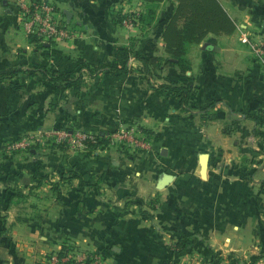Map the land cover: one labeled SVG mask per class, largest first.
Here are the masks:
<instances>
[{
    "label": "crops",
    "instance_id": "1",
    "mask_svg": "<svg viewBox=\"0 0 264 264\" xmlns=\"http://www.w3.org/2000/svg\"><path fill=\"white\" fill-rule=\"evenodd\" d=\"M10 1L0 0L1 28L15 22ZM219 1L235 31L188 45L187 71L166 64L150 78L189 82V109L138 72L76 71L77 59L99 65L125 48L164 57L174 0H49L70 38L34 44L18 29L0 51V74L21 71L0 82V264H51L69 247L94 251L102 264H264V150L250 152L255 128L264 130L251 119L264 120V66L238 42L247 29L264 32V0ZM148 9L149 21L130 26L111 17ZM127 65L140 62L130 56ZM46 72L73 76L51 83ZM53 128L114 139L88 148L42 139L22 151L5 146ZM120 131H136L143 147L114 144ZM180 233L189 245L176 251Z\"/></svg>",
    "mask_w": 264,
    "mask_h": 264
},
{
    "label": "trees",
    "instance_id": "2",
    "mask_svg": "<svg viewBox=\"0 0 264 264\" xmlns=\"http://www.w3.org/2000/svg\"><path fill=\"white\" fill-rule=\"evenodd\" d=\"M149 2H160L162 0H147ZM176 2L173 12L164 24L161 33V40L163 42L165 56L150 55L142 57L132 54L129 49H121L116 52V57L106 61L103 64L91 65L85 63L82 59H77V72L83 70L88 75H103L109 73H127L138 72L142 74L149 85L157 90L169 92L175 96L183 109L190 108V101L193 94V87L189 82H168L154 85L151 83L150 78H160L159 71L166 64L175 65L181 72L189 69V61L185 55L188 45L198 44L208 34L215 35H230L236 29L234 19H232L219 0H174ZM151 11L148 9L144 14H138L137 19L149 21ZM132 16L131 14L111 13V17L115 23L121 24L123 19ZM30 42L36 41L32 36H28ZM132 56L140 62V67L131 68L127 65L128 59ZM21 72L15 69L11 72L1 73L0 82L6 78L15 76ZM30 72V71H29ZM48 76L51 83L57 81H68L72 78L71 73H44L43 76ZM216 101H212L202 111L213 109ZM255 126L263 123V119L252 116ZM106 133L97 134V142L90 144V147H103L107 144L108 139L104 136ZM105 144V145H103ZM141 215L149 218L150 215L147 211L141 210ZM1 233V231H0ZM189 245L188 238L180 233V238L175 244L176 251H182Z\"/></svg>",
    "mask_w": 264,
    "mask_h": 264
},
{
    "label": "built area",
    "instance_id": "3",
    "mask_svg": "<svg viewBox=\"0 0 264 264\" xmlns=\"http://www.w3.org/2000/svg\"><path fill=\"white\" fill-rule=\"evenodd\" d=\"M16 1V4L22 10L19 23L20 29L25 36L34 37L37 43L43 44L56 40L62 41L70 38L74 34L63 23L61 24L55 6L49 0ZM137 17L138 13H133L131 17L123 19L122 24L129 26L133 21L137 20ZM241 40L249 45L253 53L259 58L262 66H264V35L256 37V35L244 33L241 36ZM135 133L137 132L135 131ZM135 133L120 131L116 136L120 139L127 140L128 137H132ZM104 138L108 139L107 145L111 144L114 139V134H107ZM40 139L45 144L66 145L71 148H88L90 144L97 142V134L82 130L67 131L66 129L53 128L40 132L37 136L34 134L23 135L16 139L10 145V148L25 149L36 141H40ZM141 139V137L140 139H134L130 143L133 142L135 146H141ZM49 261L52 262L51 264H102L99 254L94 251H78L74 247H69L61 255L56 254L50 257Z\"/></svg>",
    "mask_w": 264,
    "mask_h": 264
},
{
    "label": "rangeland",
    "instance_id": "4",
    "mask_svg": "<svg viewBox=\"0 0 264 264\" xmlns=\"http://www.w3.org/2000/svg\"><path fill=\"white\" fill-rule=\"evenodd\" d=\"M16 0H11L9 3V5H10V9H13V10H15V22H8L7 24L9 25V26H5L4 28H1L0 27V51L2 50V51H4V52H6V49H8V45H10V44H12V43H15V42H13V40L15 39V36H21L20 35V33H19V31L22 33V31H21V29H20V26H19V23H20V14H21V12H22V10H21V8H19V6L16 4ZM143 3H147V1L146 0H143ZM145 5H147V4H145ZM2 11V10H1ZM126 14H131V15H133V12L132 13H126ZM131 17V16H130ZM128 18H129V16H128ZM60 22H61V20H59ZM133 23H134V21H133ZM132 23V24H133ZM61 24H62V22H61ZM121 25H123L122 23H121ZM123 26H125V25H123ZM130 26V25H129ZM10 29V30H9ZM18 29H19V31H18ZM239 29H241L240 27H239ZM247 30H250V32L251 33H249V34H251V35H256V37H258V36H261V35H264V32L261 30V28H259V27H257L256 29H247ZM261 30V31H260ZM246 31V30H245ZM257 31V32H256ZM73 32V31H72ZM244 33H246V32H243L242 34H244ZM242 34H240L239 33V35H238V42L240 43V45L241 46H243V48L244 49H246V50H248L250 53H251V55L260 63V60H259V58L255 55V53H253V51H252V49L249 47V45L246 43V42H243L242 40H241V36H242ZM28 39H30L29 37H28ZM36 42V43H35ZM34 44H37V41H34ZM1 53V52H0ZM261 64V63H260ZM262 65V64H261ZM189 66H190V63H189ZM8 78H6V80H7ZM6 82V81H5ZM209 113V111H207L206 112V114H208ZM232 122L230 121V122H228V123H226V124H224V126H223V130H224V132L226 133V134H230V131H231V129H232ZM137 135V136H136ZM21 136H23V135H21ZM21 136H19V137H21ZM18 137V138H19ZM140 139V137L141 136H139V134H133V136L132 137H128V139L127 140H129V141H127V140H124V139H120V138H118L117 139V141H115L114 142V144H118V145H120V146H124L125 144H127L128 143V146H131V147H137V148H141V147H143V146H135L134 144H133V142H131L130 143V141H133L134 139ZM18 138H16V139H18ZM251 139V141L254 143L253 145L255 146V148L254 149H252L250 152H252V151H255V150H257V148H258V150L256 151L257 153H259V152H261V151H263L264 149L262 148V144H264V130H259V129H256L255 128V130H254V132H253V134L251 135V137H250ZM15 139V140H16ZM14 140V141H15ZM14 141H12V142H10V143H8V144H6L5 146H10ZM103 145H105V144H103ZM107 145V144H106ZM14 151H22L23 149H20V148H17V149H14V148H12ZM248 159V158H247ZM249 160V159H248ZM199 161V160H198Z\"/></svg>",
    "mask_w": 264,
    "mask_h": 264
},
{
    "label": "water",
    "instance_id": "5",
    "mask_svg": "<svg viewBox=\"0 0 264 264\" xmlns=\"http://www.w3.org/2000/svg\"><path fill=\"white\" fill-rule=\"evenodd\" d=\"M263 28H264V24H263ZM198 160H199V165L201 167L202 170L205 169L207 162H208V154L207 153H201L198 156ZM168 181V176L167 175H162L160 178V185L161 187H163Z\"/></svg>",
    "mask_w": 264,
    "mask_h": 264
}]
</instances>
